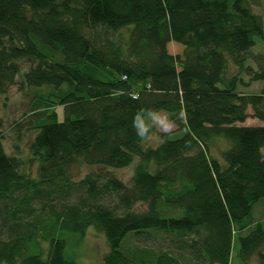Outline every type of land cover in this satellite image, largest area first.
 <instances>
[{
  "label": "trees",
  "instance_id": "1",
  "mask_svg": "<svg viewBox=\"0 0 264 264\" xmlns=\"http://www.w3.org/2000/svg\"><path fill=\"white\" fill-rule=\"evenodd\" d=\"M251 5L0 0V97L17 76L21 86L49 88L33 96L27 128L36 178L5 151L0 123V264H78L64 256L60 233L84 236L91 226L105 238L103 264H182L175 253L195 264H229L235 240L242 264L253 257L264 264V216L252 213L264 202V88L238 91L248 84L242 72L264 81L263 57L256 71L246 65L263 33ZM24 61L30 68L21 73ZM85 64L109 79L84 74ZM159 112L175 130L146 147L154 128L140 131L138 122ZM249 117L262 125L241 126ZM28 124L15 123L17 131ZM216 138L228 143L219 159L210 153ZM135 158L126 185L112 170ZM81 165L100 170L74 181L70 169ZM128 235L168 244L156 253L123 251Z\"/></svg>",
  "mask_w": 264,
  "mask_h": 264
},
{
  "label": "rangeland",
  "instance_id": "2",
  "mask_svg": "<svg viewBox=\"0 0 264 264\" xmlns=\"http://www.w3.org/2000/svg\"><path fill=\"white\" fill-rule=\"evenodd\" d=\"M251 3L252 12L256 15H259L262 18L263 22V33L262 35L254 36V46L250 49V55L252 58H249L246 61V65H249L253 71H256L262 66L261 61L257 58L258 56L263 57L264 59V0H247ZM169 51L171 54H178L181 51L180 46L170 44ZM256 57V58H253ZM30 64L27 61L22 63L21 73H25L29 70ZM82 72L92 78L100 80H108L106 73L96 69L95 67L85 64L81 68ZM237 72V69L232 65L231 62L228 64V74L233 75ZM240 77L244 83L248 84H239L238 91L241 93L247 94H258L261 89L264 88V81H252L251 74L242 72ZM22 77H16V84L13 85L7 95L0 97V123L3 131V146L5 151L8 154L15 155L17 154L21 160L24 162L23 171L29 174L32 178H36V166L34 162L29 163V145L33 137V132L31 129H27L28 126H32L35 118L30 115L32 112V107L34 106V101L36 100L33 96L37 94H45L49 88L43 86L40 88H28L25 85L21 86ZM59 116V121H62L64 118V113L62 109L56 110ZM248 113H251L248 111ZM25 117V118H24ZM23 119V121H28L30 124L23 125L17 131L18 123ZM259 123L256 119L249 117L243 125L255 126ZM139 130L143 131L147 128H154L150 131L147 139L144 142V146L156 148L160 144V138L157 133H166L175 130V126L168 120L167 116L163 112H159L153 116L144 117L141 121L138 122ZM20 132V133H19ZM18 134L20 138L18 139ZM179 136H172L175 138ZM15 146H17V152L15 151ZM228 147V143L221 139H213L210 143V153L213 157L219 159L221 152H223ZM264 155V150H263ZM138 159L135 158L133 163L124 169L112 170L113 174L121 180L124 184L129 185L131 176L133 174V168L137 163ZM100 169L87 166H74L70 169L72 179L78 181L82 179L85 175L90 172H99ZM142 205H137L135 210H142ZM253 216L256 220H262L264 216V202L258 203L253 208ZM61 238L65 241L64 256L67 259L74 260L78 264H103L102 258L105 253L108 252V248L105 242V238L102 232L98 231L94 226L89 227L84 236H79L75 233L61 232ZM168 242H163L159 238L156 240H133L131 235H128L122 242L121 249L126 251V249L143 248L150 253H156L166 249ZM44 252L42 257H46L45 250L48 247L47 243L41 244ZM238 253V243L235 240L232 246L230 253V262L229 264H242L237 256ZM175 256L181 261L182 264H195L191 257L186 254H177ZM199 264V263H196ZM203 264V263H202ZM250 264H259L256 257H253L250 261Z\"/></svg>",
  "mask_w": 264,
  "mask_h": 264
},
{
  "label": "crops",
  "instance_id": "3",
  "mask_svg": "<svg viewBox=\"0 0 264 264\" xmlns=\"http://www.w3.org/2000/svg\"><path fill=\"white\" fill-rule=\"evenodd\" d=\"M241 126H247V125H243V124H241ZM249 126V125H248ZM252 126V125H251ZM255 126H261L259 123H257V125H255Z\"/></svg>",
  "mask_w": 264,
  "mask_h": 264
}]
</instances>
